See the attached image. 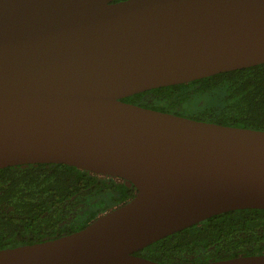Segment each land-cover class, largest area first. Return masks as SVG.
I'll use <instances>...</instances> for the list:
<instances>
[{"label":"water","instance_id":"water-1","mask_svg":"<svg viewBox=\"0 0 264 264\" xmlns=\"http://www.w3.org/2000/svg\"><path fill=\"white\" fill-rule=\"evenodd\" d=\"M262 63L264 0H0V168L67 164L135 187L77 231L0 249V264H165L134 252L264 209V130L121 100Z\"/></svg>","mask_w":264,"mask_h":264},{"label":"trees","instance_id":"trees-1","mask_svg":"<svg viewBox=\"0 0 264 264\" xmlns=\"http://www.w3.org/2000/svg\"><path fill=\"white\" fill-rule=\"evenodd\" d=\"M204 95L210 96L212 103L192 118L264 130V63L121 100L182 115L190 100ZM134 193L135 187L127 181L67 164L0 168V249L77 231ZM134 253L165 264L264 254V209H237L211 216Z\"/></svg>","mask_w":264,"mask_h":264},{"label":"rangeland","instance_id":"rangeland-1","mask_svg":"<svg viewBox=\"0 0 264 264\" xmlns=\"http://www.w3.org/2000/svg\"><path fill=\"white\" fill-rule=\"evenodd\" d=\"M212 103V99L210 96L204 95V96H199L195 97L192 100H190L187 103V106H185L182 109V116L186 117H193L196 111L203 109L204 107L208 106V104Z\"/></svg>","mask_w":264,"mask_h":264},{"label":"flooded vegetation","instance_id":"flooded-vegetation-1","mask_svg":"<svg viewBox=\"0 0 264 264\" xmlns=\"http://www.w3.org/2000/svg\"><path fill=\"white\" fill-rule=\"evenodd\" d=\"M117 179V178H116Z\"/></svg>","mask_w":264,"mask_h":264}]
</instances>
